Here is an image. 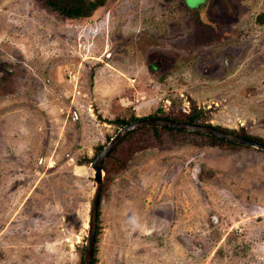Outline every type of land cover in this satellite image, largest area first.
Returning a JSON list of instances; mask_svg holds the SVG:
<instances>
[{
    "label": "rangeland",
    "instance_id": "374dc122",
    "mask_svg": "<svg viewBox=\"0 0 264 264\" xmlns=\"http://www.w3.org/2000/svg\"><path fill=\"white\" fill-rule=\"evenodd\" d=\"M194 107L264 140V0H0V264H82L114 120ZM144 148L104 170L97 264H264V151Z\"/></svg>",
    "mask_w": 264,
    "mask_h": 264
},
{
    "label": "trees",
    "instance_id": "16d2710c",
    "mask_svg": "<svg viewBox=\"0 0 264 264\" xmlns=\"http://www.w3.org/2000/svg\"><path fill=\"white\" fill-rule=\"evenodd\" d=\"M37 2L43 9L47 10L48 12L57 14V16L62 17L63 19L71 20V21H83L84 19L91 17L93 11H95L97 8L102 7L105 4L106 0H37ZM157 112H161V113H155L150 118H162L167 120L184 121L187 123H202L201 119H203V117L205 116L203 109H197L196 107H194L190 113L182 114L183 116L171 115L169 114V112L164 114L163 110H158ZM173 116H177V117H173ZM138 119L139 118H135L132 120H125L122 118H117L114 120V123L122 127ZM216 128L233 134H238L253 140L264 142L263 139L248 135L244 129L236 131L233 129H226L217 126ZM110 138L111 137H109V139ZM163 138H167L171 142H178L180 144L187 143L195 147L219 146L223 149L241 148V147L248 148L246 146L244 147L242 145L213 138L201 133H193L182 130H173V129L157 128V127H143L134 130L125 137H123L121 141L118 143V145L107 157V159L103 162L102 168L103 170L106 171L107 177L108 176L110 177L111 175V179H112L113 174L118 173L121 170H124L127 163L133 157L129 155L145 149L144 146L147 144L150 145L152 144L154 147V143L159 144ZM107 142L108 140L106 141V143ZM104 146L105 145L99 146L94 157H96L101 152ZM107 177L106 180H108ZM98 212H99L98 215L100 216V211ZM99 216L97 219L96 242L93 252L92 264H97L98 234L100 233V229H101ZM83 252H84V246H82L80 250L81 263H83Z\"/></svg>",
    "mask_w": 264,
    "mask_h": 264
},
{
    "label": "water",
    "instance_id": "95a60500",
    "mask_svg": "<svg viewBox=\"0 0 264 264\" xmlns=\"http://www.w3.org/2000/svg\"><path fill=\"white\" fill-rule=\"evenodd\" d=\"M189 2L191 4H196L197 0H189ZM143 127H157L173 130H182L193 133H201L213 138L264 151V142L253 140L238 134H233L218 129L209 124L187 123L184 121L167 120L162 118H146L134 120L129 124L123 126L117 131V133L111 138V140L107 143V145L101 150V152L96 156L95 160L91 163V168L94 171V182L90 199L88 229L85 238L82 264H92L93 260V252L96 242L98 211L105 183V173L102 168V164L123 137L128 135L130 132Z\"/></svg>",
    "mask_w": 264,
    "mask_h": 264
},
{
    "label": "clouds",
    "instance_id": "9594fccd",
    "mask_svg": "<svg viewBox=\"0 0 264 264\" xmlns=\"http://www.w3.org/2000/svg\"><path fill=\"white\" fill-rule=\"evenodd\" d=\"M187 1V0H186Z\"/></svg>",
    "mask_w": 264,
    "mask_h": 264
}]
</instances>
